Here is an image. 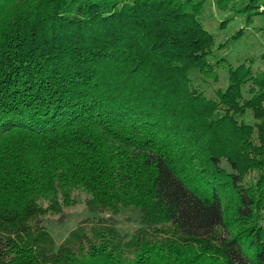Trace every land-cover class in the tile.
Segmentation results:
<instances>
[{
	"label": "trees",
	"instance_id": "1",
	"mask_svg": "<svg viewBox=\"0 0 264 264\" xmlns=\"http://www.w3.org/2000/svg\"><path fill=\"white\" fill-rule=\"evenodd\" d=\"M250 27L264 0H0V264H264V56L220 54Z\"/></svg>",
	"mask_w": 264,
	"mask_h": 264
},
{
	"label": "rangeland",
	"instance_id": "2",
	"mask_svg": "<svg viewBox=\"0 0 264 264\" xmlns=\"http://www.w3.org/2000/svg\"><path fill=\"white\" fill-rule=\"evenodd\" d=\"M204 10L205 16H211L213 18L221 17V13L216 8L214 2H207ZM241 24H243L242 21L236 18L228 24L227 28L218 29L216 43L224 41L226 37L229 36L238 26H241ZM220 54L226 56L233 64H238L246 57L264 56V29L254 31L252 27H250L246 36L240 38L230 47L229 50L225 52L221 51ZM219 76L220 81L218 84H214L215 87L218 85H225L226 73L223 69L219 70ZM75 195L78 202L73 206L64 208L63 219H59V215H47V220L45 221L46 227L57 241L64 239L67 233L73 229L81 219L88 215L84 203L86 195L79 191H75ZM118 220L119 227L123 232L130 231L136 225V215L129 210L123 211L118 217Z\"/></svg>",
	"mask_w": 264,
	"mask_h": 264
}]
</instances>
